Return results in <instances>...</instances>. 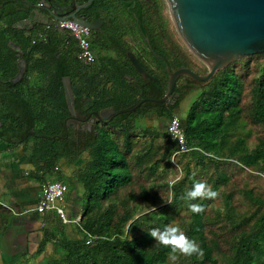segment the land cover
Returning <instances> with one entry per match:
<instances>
[{
  "label": "trees",
  "instance_id": "1",
  "mask_svg": "<svg viewBox=\"0 0 264 264\" xmlns=\"http://www.w3.org/2000/svg\"><path fill=\"white\" fill-rule=\"evenodd\" d=\"M38 2L10 0L9 6H0V59L11 40L27 63L23 77L11 82L19 70V53L11 47V68H0V140L11 151L21 146L29 153L41 183L68 188L58 164L62 159L76 164L71 178L79 186L76 200L83 216L78 237L68 238L57 221L59 213L48 215L50 227L44 228L37 249L29 257L19 253L18 264L33 259L32 264H173L171 249L148 234L168 224L181 227L203 249V255L180 256L175 264H264V52L237 59L206 81L180 75L174 104L144 101L130 109L167 89L168 51L162 41L156 44L164 59H159L155 79L141 84L126 77L132 70L128 38L140 40L143 29L158 30L169 40L163 20L166 0H92L80 10L89 21L103 22L100 35L119 56L112 62L110 86L99 78L96 62L78 56L72 35L44 26L16 27ZM175 47L177 59L167 61L171 70L189 63V56L200 62L186 48ZM101 59L97 65L104 68L108 63ZM65 76L78 111L124 110L96 121V136L68 124ZM188 99L191 103L180 115L182 101ZM151 113L161 121L160 129L157 123L147 124ZM176 114L187 150L167 129ZM93 138L101 151L89 150L83 157ZM196 181H206L218 197L186 200ZM191 203L205 211L192 213ZM9 219L0 204V234ZM51 242L63 253L44 258Z\"/></svg>",
  "mask_w": 264,
  "mask_h": 264
},
{
  "label": "water",
  "instance_id": "2",
  "mask_svg": "<svg viewBox=\"0 0 264 264\" xmlns=\"http://www.w3.org/2000/svg\"><path fill=\"white\" fill-rule=\"evenodd\" d=\"M91 1L86 0L78 5L67 18L96 33L102 24L100 19L90 22L76 15L80 8L88 6ZM166 3L183 43L207 68L201 74L182 65L168 70L165 94L159 98L144 97L130 109L144 101L162 102L175 98L173 88L180 75H186L195 81H206L216 71L224 69L237 59L264 52V0H166ZM16 27L20 28L19 25ZM58 30L66 32L63 26L58 27ZM11 47L16 52L23 53L21 48L12 41ZM127 56L144 78L150 76L131 51L127 52ZM24 72L25 62L22 61L18 73L11 82L19 81ZM63 85L69 112L71 116H74L69 118L67 123L78 125L82 129L87 127L93 136H96V129L93 128L95 120H109L124 110L116 111L113 107H107L85 115L74 108V95L69 76L63 78ZM86 152L83 153V157Z\"/></svg>",
  "mask_w": 264,
  "mask_h": 264
},
{
  "label": "crops",
  "instance_id": "3",
  "mask_svg": "<svg viewBox=\"0 0 264 264\" xmlns=\"http://www.w3.org/2000/svg\"><path fill=\"white\" fill-rule=\"evenodd\" d=\"M152 115L153 123L150 125L156 121L155 123L161 126L157 115ZM90 141H95V145H89L90 148L87 146L88 152L100 151L98 140L93 138ZM58 165L67 179H71L74 187H68L64 197L54 199L52 204L62 209L63 216L59 214L60 218L57 220L61 221L62 232L68 238H77V229L83 213L81 205L76 200L75 188L79 186L73 182L71 176L78 166L68 164L64 159ZM42 184L29 153L21 146L11 151V148H7L6 143L0 140V204L10 213L7 229L0 234V264H18L22 261V258H16L19 253H26V257L31 256L44 235V228L50 227L47 222L48 215L57 210L55 208L43 212L35 210ZM57 250L56 242H51L46 245L44 254L54 256L58 254ZM34 260L29 264L34 263Z\"/></svg>",
  "mask_w": 264,
  "mask_h": 264
},
{
  "label": "flooded vegetation",
  "instance_id": "4",
  "mask_svg": "<svg viewBox=\"0 0 264 264\" xmlns=\"http://www.w3.org/2000/svg\"><path fill=\"white\" fill-rule=\"evenodd\" d=\"M85 1L86 0H40V2L35 3L34 7H32L30 9L31 12H30L29 16L22 19L18 25L20 26V28L26 27V28L31 29V28H34L35 26H44L47 31H50L51 29H57L58 30V27L61 26L60 25L61 21H66V20L72 21L71 19L67 18V16L70 13H73L75 11L76 7ZM9 2H10V0H1L0 6L1 7H4L6 5L9 6ZM166 5H167V3H166ZM81 9L82 8H80L76 12V15L79 16L80 18H83V19H86L87 21H89L87 19V15L80 12ZM163 18H164L163 19L164 23H167V26H168V28H167L168 31H166V37L169 40H167L163 37L161 38L160 32L158 30L152 31V30H143V29L140 30V36H141L140 40L138 37L128 38V42L132 45V50H129V51H131L133 53L135 58L138 60L139 64L150 75V76L144 78L142 76L141 72H139L137 70V68L129 60V62L131 63V66H132V70H131L130 75L126 74V77L128 79H130L132 81H138L141 84H144L146 82H149L150 80L155 79V76L153 75V73H156L157 68L160 66L159 59H164V56L159 53V48L158 47L156 48V46L160 44V41H162L165 44L164 48L166 47L165 50L168 51V60H170V61H175L177 59V55L175 52L176 51L175 44H179L180 47L182 48V51H184L183 48H186L188 53L191 54V52L185 46V44L183 43L182 39L180 38V36H179V34L175 28V25L171 19L170 13H169L168 6L164 10ZM24 20H26V21H24ZM90 22H92V21H90ZM102 24H103V22H102ZM102 24L99 26L96 33H93L91 30L88 33V40H89L90 45L93 49V59L90 62H96V66L99 67L98 69H96L97 72H99V78H103V79L107 80L108 81L107 86H110L112 84V82L109 79L112 77V75L115 72L114 71L115 68L112 66V62H114L115 59L118 60L119 56H118L116 51H114L113 49L107 48V42H105L103 40V38L101 37L100 33H101V29L103 28ZM65 30H66V32H62L63 34H65V35L69 34L70 36L71 35L73 36V34L71 33V31L69 29L65 28ZM58 31H60V30H58ZM47 36H48L47 33L44 34L45 38ZM142 37H143V40H142ZM142 41H144V42H142ZM96 43L97 44L101 43L103 46L96 45ZM8 45L10 47L9 51L5 52L6 54H2V57L0 59V68H3V69L11 68V40L8 41ZM104 45L106 46V48L104 47ZM145 45H146V47H145ZM191 55H193V54H191ZM101 57H104L106 59V62L108 63L107 65L104 66V68H102L103 64L101 66L97 65V64L102 63ZM168 60L165 61L166 62L165 69H166L167 73H168V70H171L170 65L167 64ZM22 61L25 62V70H26V67H27L26 60L24 59L23 53H19V55H18L19 66L21 65ZM86 63H88V62H86ZM178 66H181V65H178ZM182 66H188L193 71L200 73V74H201V72H203V73L205 72V70L202 71V69L205 65L201 64L200 62L195 61L190 56H189V63H187V64L185 63ZM179 77L180 76L177 77L176 82H177ZM167 80H168V78H167ZM0 83H4V81L1 79V75H0ZM174 95L177 96V94H174ZM176 98L172 97L166 103L167 104H174ZM75 109L79 110L76 107H75ZM93 112H95V110H92L90 112H81V113L87 115L88 113H93ZM152 114L156 115L155 113L149 114L145 118L146 121H147V119H149L153 116ZM72 117H74V116H71V114H69V118H72ZM96 121H102V120H95V122L93 124V128H95V129H96V127H95ZM73 126L75 128H80V127H78V125L77 126L73 125ZM84 129L88 130L87 127ZM88 132H89V130H88Z\"/></svg>",
  "mask_w": 264,
  "mask_h": 264
},
{
  "label": "clouds",
  "instance_id": "5",
  "mask_svg": "<svg viewBox=\"0 0 264 264\" xmlns=\"http://www.w3.org/2000/svg\"><path fill=\"white\" fill-rule=\"evenodd\" d=\"M177 116V115H176ZM178 117V116H177ZM219 193L214 191L206 181L194 182L192 188L185 193L184 198L189 201L215 199ZM192 213L201 214L205 211L203 205L198 203L189 204ZM156 242L165 248H170L169 260L175 264L180 256L191 257L203 255V249L194 239L175 224H168L161 228H153L148 233Z\"/></svg>",
  "mask_w": 264,
  "mask_h": 264
},
{
  "label": "built area",
  "instance_id": "6",
  "mask_svg": "<svg viewBox=\"0 0 264 264\" xmlns=\"http://www.w3.org/2000/svg\"><path fill=\"white\" fill-rule=\"evenodd\" d=\"M60 25L69 29L77 41L79 47V57L86 61L90 62L93 59V49L88 40V33L90 29L86 26L80 25L73 21H61ZM167 129L172 138L179 140L182 150H187L185 144L184 134L180 128L179 119L174 115L169 122ZM68 188L65 184L60 182H47L43 183L40 191L38 193V199L35 206V210L38 212H43L47 209L55 207L52 204L54 199H61L66 194ZM57 212L63 216L62 209L58 206L55 207Z\"/></svg>",
  "mask_w": 264,
  "mask_h": 264
},
{
  "label": "rangeland",
  "instance_id": "7",
  "mask_svg": "<svg viewBox=\"0 0 264 264\" xmlns=\"http://www.w3.org/2000/svg\"><path fill=\"white\" fill-rule=\"evenodd\" d=\"M251 57H252V56H251ZM85 62H86V61H85ZM188 97H190V96H188ZM190 103H191V100H190V99H188V100H183V101H182V104H181V105H182V110L179 112L180 115L185 114V110H187V108L189 107ZM176 115L180 116L179 114H176ZM152 120H153V118H149V119L147 120V121H148L147 124L150 125L151 123H153ZM155 122H156V121H154V124H155ZM156 127H157L158 129H160L159 126H156ZM90 142H91V141H90ZM90 142H88V144H87L88 148H90V147H89ZM95 151H96V150H95ZM100 151H101V150H100ZM84 154H85V153H84ZM85 156H88V155H87V152H86V155H85ZM62 180L66 181V182H70L69 187H71V188L74 187V184L71 183V181H69V179H67V177H66L65 175L63 176V179H62ZM57 253H58V254H62L63 251L60 250V249H58V250H57ZM58 254H57V255H58ZM42 256H43V255H42ZM45 256L47 257L48 255H47V254H44L43 257L45 258Z\"/></svg>",
  "mask_w": 264,
  "mask_h": 264
}]
</instances>
